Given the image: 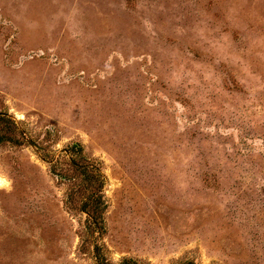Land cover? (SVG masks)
I'll return each instance as SVG.
<instances>
[{
	"label": "rangeland",
	"instance_id": "rangeland-1",
	"mask_svg": "<svg viewBox=\"0 0 264 264\" xmlns=\"http://www.w3.org/2000/svg\"><path fill=\"white\" fill-rule=\"evenodd\" d=\"M0 113V264H264V0H0Z\"/></svg>",
	"mask_w": 264,
	"mask_h": 264
},
{
	"label": "trees",
	"instance_id": "trees-1",
	"mask_svg": "<svg viewBox=\"0 0 264 264\" xmlns=\"http://www.w3.org/2000/svg\"><path fill=\"white\" fill-rule=\"evenodd\" d=\"M19 133L16 122L8 117L7 114L0 113V143H20L17 134ZM82 147L78 143H74L66 152L70 156V164L79 172L81 177V196L85 200L83 204V210L87 212L88 230L90 235H94L97 232H101L103 228V209L99 207L102 201L101 190L105 185V178L100 168L88 159L82 152ZM79 152V153H78ZM78 154V155H77ZM71 198V196H70ZM94 256L97 264H113L111 263L103 248L95 242ZM119 264H146L138 259L128 257L123 258ZM181 264H197L193 260L184 261Z\"/></svg>",
	"mask_w": 264,
	"mask_h": 264
},
{
	"label": "water",
	"instance_id": "water-1",
	"mask_svg": "<svg viewBox=\"0 0 264 264\" xmlns=\"http://www.w3.org/2000/svg\"><path fill=\"white\" fill-rule=\"evenodd\" d=\"M31 143L37 146V144L35 142L32 141Z\"/></svg>",
	"mask_w": 264,
	"mask_h": 264
}]
</instances>
